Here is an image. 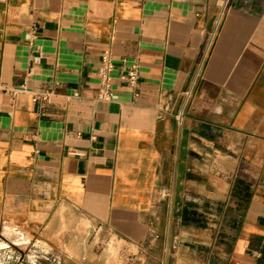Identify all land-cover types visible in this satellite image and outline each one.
Masks as SVG:
<instances>
[{
  "label": "crops",
  "instance_id": "1",
  "mask_svg": "<svg viewBox=\"0 0 264 264\" xmlns=\"http://www.w3.org/2000/svg\"><path fill=\"white\" fill-rule=\"evenodd\" d=\"M214 209L228 230L203 264H264V0H0V235L18 259L70 219L143 245Z\"/></svg>",
  "mask_w": 264,
  "mask_h": 264
},
{
  "label": "rangeland",
  "instance_id": "2",
  "mask_svg": "<svg viewBox=\"0 0 264 264\" xmlns=\"http://www.w3.org/2000/svg\"><path fill=\"white\" fill-rule=\"evenodd\" d=\"M165 214L167 216L168 212ZM220 214L221 211L215 209L183 211L181 226L174 221L169 230L166 228L163 232L165 240L161 236L152 237L143 245L126 242L105 229L93 230L90 224L79 219H70L67 225H57L52 235L42 233L38 240L22 238L20 242H26L20 246L21 260L18 253L14 254L13 248L3 242L12 237V232L7 231L6 237L0 235V264H33L35 261L37 264H203L210 238L215 240V236L228 230L226 219L223 225L220 223ZM169 233L172 236L168 240ZM178 236H181L180 241H177ZM217 246L214 241L212 249ZM178 248L182 251L180 259L174 256Z\"/></svg>",
  "mask_w": 264,
  "mask_h": 264
},
{
  "label": "built area",
  "instance_id": "3",
  "mask_svg": "<svg viewBox=\"0 0 264 264\" xmlns=\"http://www.w3.org/2000/svg\"><path fill=\"white\" fill-rule=\"evenodd\" d=\"M211 45V44H210ZM211 47V46H210ZM208 55V52L206 53V57ZM103 62L105 64L102 72H101V85H100V89H99V93H98V98L100 100H105V101H111L115 98V93L112 90L111 87V76H110V72L112 70V63H111V55L109 53V51H106L105 54L103 55ZM124 80H127L131 85H137V79H138V68L137 66H133L130 68V70L127 72V74L122 75L121 77ZM49 94L45 93V95H43V99L48 98ZM190 96V93H188V97ZM177 120L181 121L182 120V116L181 115H177Z\"/></svg>",
  "mask_w": 264,
  "mask_h": 264
}]
</instances>
